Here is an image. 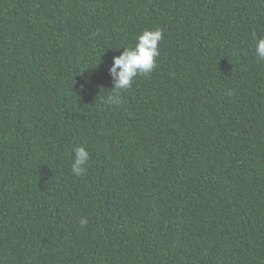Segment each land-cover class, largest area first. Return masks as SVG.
Instances as JSON below:
<instances>
[{
    "label": "trees",
    "instance_id": "1",
    "mask_svg": "<svg viewBox=\"0 0 264 264\" xmlns=\"http://www.w3.org/2000/svg\"><path fill=\"white\" fill-rule=\"evenodd\" d=\"M259 37L264 0H0V264H264Z\"/></svg>",
    "mask_w": 264,
    "mask_h": 264
},
{
    "label": "clouds",
    "instance_id": "2",
    "mask_svg": "<svg viewBox=\"0 0 264 264\" xmlns=\"http://www.w3.org/2000/svg\"><path fill=\"white\" fill-rule=\"evenodd\" d=\"M95 35V34H93ZM163 39L161 29H144L135 37V44L123 47L121 54L113 57L109 68L113 78V87L110 95L106 97L109 105L119 106L122 103L121 93L129 90L138 75H150L157 66L156 58L159 56V42ZM257 62L264 61V37L255 38L254 45ZM90 161V154L84 146L73 149L71 171L79 177L86 173ZM88 223L87 218H81L80 226Z\"/></svg>",
    "mask_w": 264,
    "mask_h": 264
}]
</instances>
